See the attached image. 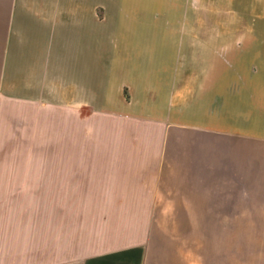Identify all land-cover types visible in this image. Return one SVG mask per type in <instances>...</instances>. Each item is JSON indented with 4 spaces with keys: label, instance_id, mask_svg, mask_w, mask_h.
Returning <instances> with one entry per match:
<instances>
[{
    "label": "crops",
    "instance_id": "obj_1",
    "mask_svg": "<svg viewBox=\"0 0 264 264\" xmlns=\"http://www.w3.org/2000/svg\"><path fill=\"white\" fill-rule=\"evenodd\" d=\"M173 2L0 0V264H148L173 192L264 198V83L222 84L220 32ZM13 102L73 112L74 137L14 145Z\"/></svg>",
    "mask_w": 264,
    "mask_h": 264
},
{
    "label": "rangeland",
    "instance_id": "obj_2",
    "mask_svg": "<svg viewBox=\"0 0 264 264\" xmlns=\"http://www.w3.org/2000/svg\"><path fill=\"white\" fill-rule=\"evenodd\" d=\"M173 3V0H156L158 6L174 10ZM188 3L190 31L220 32L222 84L231 82L237 90L250 78L264 83V64L259 69L256 62L258 54L264 52V0H188ZM186 9L183 3L185 15ZM177 11L180 12V6ZM189 56L190 62L198 61L194 50L190 49ZM263 108L264 103L256 99L254 110ZM225 114L222 108V117ZM73 116L67 109L13 102V143L20 144L26 136L29 144L68 142L73 136L70 130L76 126ZM221 121L225 122L223 118ZM95 122L97 119L93 121L94 126ZM193 138L211 144L208 136L198 134ZM152 141H158L157 137L152 136ZM209 157L206 169L211 172V153ZM224 185L228 189V184ZM173 194L172 203L162 200L164 203L152 216L148 264H264L261 192H233L232 198L228 193L214 196L209 181L201 192L194 189ZM179 195L187 196L179 198ZM170 206L174 207L172 214L167 213ZM185 210L192 213H184Z\"/></svg>",
    "mask_w": 264,
    "mask_h": 264
}]
</instances>
